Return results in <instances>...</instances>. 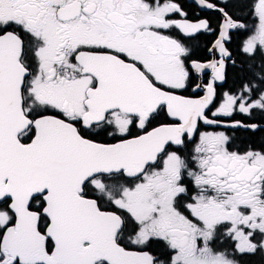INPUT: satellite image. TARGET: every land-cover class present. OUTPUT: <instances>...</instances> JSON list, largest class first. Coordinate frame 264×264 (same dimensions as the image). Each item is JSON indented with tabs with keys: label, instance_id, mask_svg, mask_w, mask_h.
<instances>
[{
	"label": "snow or ice",
	"instance_id": "6c2138e0",
	"mask_svg": "<svg viewBox=\"0 0 264 264\" xmlns=\"http://www.w3.org/2000/svg\"><path fill=\"white\" fill-rule=\"evenodd\" d=\"M227 7L208 48L219 58L201 60L190 42L209 23L173 18L186 16L174 0H0V264H240L234 253L264 251V150L200 130L264 112L251 85L214 103L230 32L247 27ZM252 15L241 50L264 55V0Z\"/></svg>",
	"mask_w": 264,
	"mask_h": 264
},
{
	"label": "flooded vegetation",
	"instance_id": "af4514ba",
	"mask_svg": "<svg viewBox=\"0 0 264 264\" xmlns=\"http://www.w3.org/2000/svg\"><path fill=\"white\" fill-rule=\"evenodd\" d=\"M174 2L181 7L186 13V16L181 17L176 13L172 14L173 18L180 20L186 19L193 23L205 20L209 23L211 31L199 33L197 38L190 42V46L194 49L195 58L201 60L209 58L218 59L219 54L217 53L216 56H211L208 48L211 47L214 40L218 37V33L223 24L222 13L217 11L216 8L223 7L225 0H209V2L214 4L213 9L202 7L198 3V0H174ZM253 4L254 0H227V11L229 14L234 20L244 23L247 27L231 30V39L226 42V47L231 52V57L226 62L225 80L223 82H217V95L214 101L217 107L223 101L226 94H244L247 96V93H243L245 85H251L254 88L255 94L249 98L250 102L257 99V94L260 89L264 88V85L261 84V77H264V55L258 52L255 56H248L241 50L245 39L251 33L252 27L256 23L252 15ZM173 34L180 35L178 30ZM210 78L209 75L207 79ZM220 119L224 122L223 124L219 126L203 125L200 130L225 132V134L232 138L233 150L244 151L249 147L255 150H264V112L254 109L251 115H245L236 111L232 116L220 117ZM236 121L243 124H256L258 127L253 131L251 128L246 127L232 128L227 126ZM254 239L258 240L259 237H255ZM229 244L234 249L236 241L226 235H222L216 242L217 247L227 249L229 253H233V249L228 248ZM234 254L237 256L236 258L240 264H246L243 260L245 257H247V262L251 264H264V251L258 250L256 253ZM249 257H255V259H249Z\"/></svg>",
	"mask_w": 264,
	"mask_h": 264
},
{
	"label": "trees",
	"instance_id": "16d2710c",
	"mask_svg": "<svg viewBox=\"0 0 264 264\" xmlns=\"http://www.w3.org/2000/svg\"><path fill=\"white\" fill-rule=\"evenodd\" d=\"M260 74H261V71H260ZM228 248H232V249H233V247H232L231 244L228 245ZM234 255H235V254H234ZM235 256H236V255H235ZM236 257H237V256H236ZM246 258H247V257L243 258L244 262H245L246 264H251V263L247 262ZM249 259H255V257H254V258H253V257H249ZM261 260H262V259H261Z\"/></svg>",
	"mask_w": 264,
	"mask_h": 264
}]
</instances>
